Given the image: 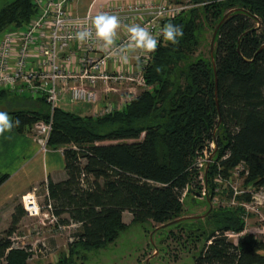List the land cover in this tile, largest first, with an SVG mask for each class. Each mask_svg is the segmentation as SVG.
Masks as SVG:
<instances>
[{"label":"trees","instance_id":"16d2710c","mask_svg":"<svg viewBox=\"0 0 264 264\" xmlns=\"http://www.w3.org/2000/svg\"><path fill=\"white\" fill-rule=\"evenodd\" d=\"M169 1L194 7L164 22L183 26L184 35L177 45L160 38L143 72L148 89L107 115L54 110L49 147L63 148L66 179L49 178L47 202L63 224H80L58 264L86 260L82 252L114 243L128 227L126 212L132 223L182 219L185 192L187 197L204 188L196 163L212 142L216 154L204 177L206 202L215 197L216 176L228 178L241 164L249 171L246 184L264 187V0ZM37 13L34 0H14L0 11V34L25 29ZM202 19L217 32L210 59L195 57ZM37 100L38 110L10 112L20 121L19 132L50 120V106ZM9 178L0 172V187ZM25 216L17 204L7 237L0 239V264H29L32 254L12 248L10 239ZM182 223L190 239L204 240L196 264H264L263 240L246 233L234 243L223 235L245 231L241 209L213 207L197 225Z\"/></svg>","mask_w":264,"mask_h":264},{"label":"built area","instance_id":"2783aa9c","mask_svg":"<svg viewBox=\"0 0 264 264\" xmlns=\"http://www.w3.org/2000/svg\"><path fill=\"white\" fill-rule=\"evenodd\" d=\"M74 2L75 0H34L38 11L34 19L22 31L11 30L6 33L0 42V88L18 96L44 98L50 106V120H40L32 128H27V131L34 133L35 140L43 153L50 150L49 140L53 130L54 110L60 107L64 100L68 99L71 105L94 107L97 116L107 115L122 110L137 97L135 85L148 89L143 72L151 61L153 53L137 50L136 57H133L138 62L136 68L131 63L132 52L126 53L128 62H122L117 50L105 49L103 42L95 37L92 20L96 16L109 14L119 18L122 27L118 30L120 37L116 41L118 49L128 43V33L123 25L137 24L146 27L160 41L164 22L194 7L188 2L173 4L166 0L157 4L131 2L110 5L99 13H88L84 17H79L73 13ZM84 28L92 31V39L80 43L75 39V34ZM97 52H101V55L92 56ZM74 65H76L75 69L72 67ZM100 84L106 87V93L118 92V89L111 84L131 86L120 97L118 103L106 101L100 105L101 97L97 91ZM211 146L213 148L215 142L202 151L197 159L196 167L200 171L214 161ZM248 176L249 171L244 164H241L232 172L230 178L218 174L214 180L215 197L224 191H227L229 196L228 201L225 202L226 206L222 205V207L242 210L245 231L242 233L227 231L223 234L229 241L236 240L235 243L246 233L255 236L264 235V187L256 188L246 184ZM200 179L202 180L201 176ZM202 181L204 184V180ZM203 186L200 195L201 198L206 199L208 190L205 185ZM185 197L186 192L182 202ZM245 197L248 199H242ZM22 204L27 217L36 218L46 214L53 220L58 231L74 226L80 227V224L73 222L63 224L54 214L50 200L43 210L37 202L35 192L23 196ZM252 219H256L259 224L251 223ZM10 239L13 243L12 248H21L15 245L17 237L12 236ZM74 240V237L71 238V243ZM211 243L210 241L209 244ZM42 245L45 251H50L46 243Z\"/></svg>","mask_w":264,"mask_h":264},{"label":"rangeland","instance_id":"374dc122","mask_svg":"<svg viewBox=\"0 0 264 264\" xmlns=\"http://www.w3.org/2000/svg\"><path fill=\"white\" fill-rule=\"evenodd\" d=\"M13 1L14 0H0V11ZM168 2L171 3L169 0ZM202 21L203 30L200 34L201 41L195 57L201 55L206 59H210L212 58V50L213 53L215 50L214 44L212 47L214 33L209 22L205 19H202ZM22 30L23 29H20L19 31ZM9 31L7 30L0 34V42L2 41L4 34ZM127 87L128 86H124L123 88ZM134 87L137 92L135 96H138L143 90H145V88L141 86L138 87V84ZM127 90H125V93ZM27 97L29 98V95H27ZM27 97L24 99H27ZM15 99V96L7 93L0 99V111L15 110L19 108L17 107L18 101ZM31 99L32 100L27 99V102L29 103L27 104V108L38 110L37 106L40 105V101H38L37 98ZM119 100L120 96L112 102L118 103ZM83 106L84 105H71L67 107L60 104L61 108L76 114H81ZM143 137L144 136L141 137V140ZM116 143L120 142H106L105 144ZM210 148H212V146ZM212 149L214 152L216 145ZM213 154L214 157L216 153L214 152ZM206 170L207 167L200 171L202 180H204ZM221 176L223 175L221 174ZM228 178H230V176ZM202 185L204 184L202 183ZM35 196L38 204L43 209L47 204L44 185L35 192ZM201 197L202 195L196 193H192L190 196L185 197L184 219L178 220L176 223H173L174 221L164 225L155 224L153 222L132 223L133 216L127 212L124 221L128 224V227L121 232L119 238L114 243L104 248L91 250L86 253L82 252V255H86L87 259L83 260L79 256V259H75V264H196L195 258L199 255V252L204 245V240L201 239L200 241H194V239H190V232L182 222L188 220L190 223L197 225V220L199 221L200 218L204 220L206 213L209 210V205L206 202L207 198L203 199ZM22 198L19 203L17 202L14 206L12 205L13 209L17 204L23 206ZM192 198L196 199V203L192 202ZM228 198L227 191H224L221 195H218L213 199L212 207L224 206L225 202L228 201ZM10 207L8 208L9 211ZM5 211H7V209H5ZM63 218L68 219V216L65 215ZM10 222L11 217L9 212H5L2 215L0 214V239L7 237L5 232L11 227ZM180 222L182 223L180 225L181 227H178ZM254 222H257L256 219H252L251 223ZM255 224H259V222ZM79 231L80 227L77 226L65 229L64 231H58L54 226L53 220L44 214L36 218L25 216L17 227L16 233L13 237L18 238L15 240V245L17 247L26 248L28 252L32 254L29 259V264H58L60 258L63 254L67 253L69 249V245L71 244L70 239L75 237ZM253 236L258 240H262L260 239V236ZM235 241L236 240L232 239V242L235 243ZM44 243L49 246V252L45 251L44 247H42V244Z\"/></svg>","mask_w":264,"mask_h":264},{"label":"crops","instance_id":"0c3cea01","mask_svg":"<svg viewBox=\"0 0 264 264\" xmlns=\"http://www.w3.org/2000/svg\"><path fill=\"white\" fill-rule=\"evenodd\" d=\"M163 0H75L72 10L75 16L84 17L88 13H99L110 5H117L121 3L143 2V3H160ZM168 1V0H166ZM124 33V31H123ZM120 37V36H118ZM138 52H132V66L136 68L138 65L136 57ZM101 52L93 53L92 56H100ZM69 67V66H68ZM74 69L76 65L72 66ZM127 70V67L125 68ZM112 87L118 89V92L106 93V87L100 84L97 91L101 97L100 105L106 101H115L119 96L125 94L127 85H115ZM4 89L0 88V93ZM15 96L18 101L17 109L3 110L13 120L14 118L10 112L19 109H28L27 96H17V94L8 92ZM5 95H0V99ZM24 99V100H23ZM64 106H71L68 99L62 102ZM82 116H95V108L90 106H83ZM65 160L63 148L59 150H49L43 153L40 150L38 143L35 140L34 133L27 131L19 132L16 127L11 131H6L0 135V172L10 176L9 180L0 187V214L9 212L11 220L13 214V206L21 200L23 196L31 192H37L42 185L45 187V197H47L48 189L47 182L51 178L55 182H60L66 179V172L64 169ZM13 205V206H12ZM11 206V207H10ZM10 207V211L8 208ZM7 209V211H5ZM12 210V211H11ZM127 213V212H126ZM123 219L125 220V214ZM125 222V221H124ZM11 223V222H10ZM264 241V235L260 236ZM264 254V252H263Z\"/></svg>","mask_w":264,"mask_h":264},{"label":"clouds","instance_id":"9594fccd","mask_svg":"<svg viewBox=\"0 0 264 264\" xmlns=\"http://www.w3.org/2000/svg\"><path fill=\"white\" fill-rule=\"evenodd\" d=\"M92 26L95 29V37L103 42L105 49L117 50L119 59L127 63L128 52H136L140 50L145 53H154L157 51L159 41L146 27H141L137 24L123 25L128 33V43L126 46L117 49L116 41L118 39V30L121 29L122 24L119 18L115 15L100 14L92 20ZM163 37L166 41L171 42L173 45L179 44L178 37H183V26L175 25L171 22L165 24L162 29ZM92 31L84 28L75 34V39L84 43L92 39ZM20 121L13 120L5 112H0V135L6 131H11L13 127H18Z\"/></svg>","mask_w":264,"mask_h":264},{"label":"water","instance_id":"95a60500","mask_svg":"<svg viewBox=\"0 0 264 264\" xmlns=\"http://www.w3.org/2000/svg\"><path fill=\"white\" fill-rule=\"evenodd\" d=\"M216 35H217V32H215V34H214V36H213V42H212V47H213V44H214V42H215V37H216ZM213 49V48H212ZM214 57V53H213V50H212V58ZM214 68H215V65H214ZM218 96V80H217V74H216V97ZM210 164L211 163H209L207 166V169L209 168V166H210ZM208 198V197H207ZM207 203H208V205H209V211L210 210H212V201L210 200V199H208L207 200ZM208 211V212H209ZM208 212L206 213V215L208 214ZM184 218H182V219H179V220H183ZM176 221H178V220H176ZM176 221H174L173 223H176Z\"/></svg>","mask_w":264,"mask_h":264}]
</instances>
